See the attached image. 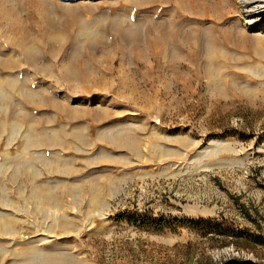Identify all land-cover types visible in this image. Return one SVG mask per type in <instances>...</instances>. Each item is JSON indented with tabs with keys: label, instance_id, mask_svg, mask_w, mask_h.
<instances>
[{
	"label": "rangeland",
	"instance_id": "1",
	"mask_svg": "<svg viewBox=\"0 0 264 264\" xmlns=\"http://www.w3.org/2000/svg\"><path fill=\"white\" fill-rule=\"evenodd\" d=\"M243 11L0 0V264H264V19Z\"/></svg>",
	"mask_w": 264,
	"mask_h": 264
},
{
	"label": "bare ground",
	"instance_id": "2",
	"mask_svg": "<svg viewBox=\"0 0 264 264\" xmlns=\"http://www.w3.org/2000/svg\"><path fill=\"white\" fill-rule=\"evenodd\" d=\"M239 1H241L243 6H244L243 12L245 13L244 15H245L248 22L260 20L261 18L264 19V15H263V13H264V0H239ZM37 206H39V205H37ZM39 209H40V207H39ZM56 210L57 209H55V211ZM43 211H44V208H43ZM50 212H53V211L50 210ZM65 219H67V218L65 217ZM15 222L16 221H11V223L9 222L8 224L2 223L4 225V226L2 225L3 226L2 228H1V222H0V234H1V232H5V234H9V235L14 234L13 231L15 230L14 229V226L16 224Z\"/></svg>",
	"mask_w": 264,
	"mask_h": 264
}]
</instances>
